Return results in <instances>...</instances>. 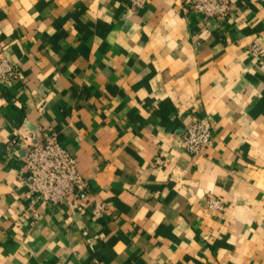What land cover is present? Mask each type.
<instances>
[{
    "label": "crops",
    "instance_id": "crops-1",
    "mask_svg": "<svg viewBox=\"0 0 264 264\" xmlns=\"http://www.w3.org/2000/svg\"><path fill=\"white\" fill-rule=\"evenodd\" d=\"M142 2L0 0L19 70L0 79V264H264V0L224 20ZM194 118L214 132L199 155ZM45 127L78 158L82 210L30 193L20 134Z\"/></svg>",
    "mask_w": 264,
    "mask_h": 264
},
{
    "label": "built area",
    "instance_id": "built-area-1",
    "mask_svg": "<svg viewBox=\"0 0 264 264\" xmlns=\"http://www.w3.org/2000/svg\"><path fill=\"white\" fill-rule=\"evenodd\" d=\"M141 7L142 0H133ZM233 0H194V8L205 17L224 20L230 13ZM251 53L256 57L264 56V46L255 40L250 46ZM19 73L17 67L6 57L0 58V79L12 80ZM214 139L210 124L193 119L186 125L183 142L193 155L202 154ZM21 146L24 151L25 167L29 172L28 182L30 193L35 200L46 203H60L72 196V208L75 211L85 208L87 203L84 194L88 190L87 180L82 176L78 166V158L62 146L50 127L39 133L28 130L20 134ZM159 164L163 163L157 158ZM208 208L216 211L224 209L221 197L210 195L206 200ZM107 212L105 203L96 202L92 213L98 217Z\"/></svg>",
    "mask_w": 264,
    "mask_h": 264
}]
</instances>
